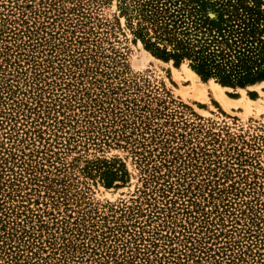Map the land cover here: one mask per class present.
I'll list each match as a JSON object with an SVG mask.
<instances>
[{
    "label": "rangeland",
    "instance_id": "374dc122",
    "mask_svg": "<svg viewBox=\"0 0 264 264\" xmlns=\"http://www.w3.org/2000/svg\"><path fill=\"white\" fill-rule=\"evenodd\" d=\"M136 5L0 0V264H264V82L153 55Z\"/></svg>",
    "mask_w": 264,
    "mask_h": 264
},
{
    "label": "trees",
    "instance_id": "16d2710c",
    "mask_svg": "<svg viewBox=\"0 0 264 264\" xmlns=\"http://www.w3.org/2000/svg\"><path fill=\"white\" fill-rule=\"evenodd\" d=\"M134 35L145 49L223 87L264 82L261 0H136Z\"/></svg>",
    "mask_w": 264,
    "mask_h": 264
}]
</instances>
